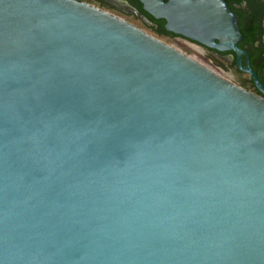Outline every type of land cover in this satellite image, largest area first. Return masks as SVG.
I'll return each instance as SVG.
<instances>
[{
	"label": "water",
	"instance_id": "water-1",
	"mask_svg": "<svg viewBox=\"0 0 264 264\" xmlns=\"http://www.w3.org/2000/svg\"><path fill=\"white\" fill-rule=\"evenodd\" d=\"M139 2L239 39L221 0ZM0 264H264V98L90 5L0 0Z\"/></svg>",
	"mask_w": 264,
	"mask_h": 264
},
{
	"label": "flooded vegetation",
	"instance_id": "flooded-vegetation-1",
	"mask_svg": "<svg viewBox=\"0 0 264 264\" xmlns=\"http://www.w3.org/2000/svg\"><path fill=\"white\" fill-rule=\"evenodd\" d=\"M74 1L129 22L227 81L264 98L259 88L264 89V0H221L234 15L239 33V39L232 43V48L223 51L167 32L165 21L147 14L139 0Z\"/></svg>",
	"mask_w": 264,
	"mask_h": 264
},
{
	"label": "rangeland",
	"instance_id": "rangeland-1",
	"mask_svg": "<svg viewBox=\"0 0 264 264\" xmlns=\"http://www.w3.org/2000/svg\"><path fill=\"white\" fill-rule=\"evenodd\" d=\"M148 34H150V33H148Z\"/></svg>",
	"mask_w": 264,
	"mask_h": 264
}]
</instances>
